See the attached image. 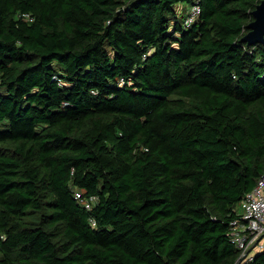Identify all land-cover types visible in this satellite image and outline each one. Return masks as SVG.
<instances>
[{"label":"trees","instance_id":"16d2710c","mask_svg":"<svg viewBox=\"0 0 264 264\" xmlns=\"http://www.w3.org/2000/svg\"><path fill=\"white\" fill-rule=\"evenodd\" d=\"M260 1L0 0V264L234 263L264 171Z\"/></svg>","mask_w":264,"mask_h":264},{"label":"built area","instance_id":"2783aa9c","mask_svg":"<svg viewBox=\"0 0 264 264\" xmlns=\"http://www.w3.org/2000/svg\"><path fill=\"white\" fill-rule=\"evenodd\" d=\"M187 11L183 23L190 26L201 12L200 4L197 1L190 3ZM75 197L87 208L96 200V196H86L81 190H75ZM236 212L237 215L230 221L228 231L230 241L239 251L233 264H246L264 247V171L255 185L241 198Z\"/></svg>","mask_w":264,"mask_h":264},{"label":"water","instance_id":"95a60500","mask_svg":"<svg viewBox=\"0 0 264 264\" xmlns=\"http://www.w3.org/2000/svg\"><path fill=\"white\" fill-rule=\"evenodd\" d=\"M254 19L248 24L249 30L243 39L252 42L264 40V0H261L253 10Z\"/></svg>","mask_w":264,"mask_h":264},{"label":"rangeland","instance_id":"374dc122","mask_svg":"<svg viewBox=\"0 0 264 264\" xmlns=\"http://www.w3.org/2000/svg\"><path fill=\"white\" fill-rule=\"evenodd\" d=\"M180 7H181V9H179L178 10V13H177V16H178V18L181 20V21H183L184 22V19H185V17H186V15H187V9H188V4L187 3H182L181 5H180Z\"/></svg>","mask_w":264,"mask_h":264}]
</instances>
